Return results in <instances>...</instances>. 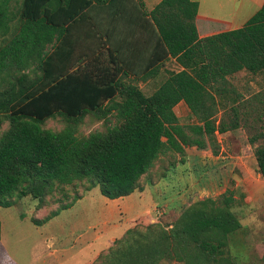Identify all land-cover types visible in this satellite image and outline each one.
<instances>
[{
	"label": "trees",
	"instance_id": "trees-1",
	"mask_svg": "<svg viewBox=\"0 0 264 264\" xmlns=\"http://www.w3.org/2000/svg\"><path fill=\"white\" fill-rule=\"evenodd\" d=\"M17 1L16 13L12 3ZM92 3L0 0V37L4 38L0 81L6 83L0 90V126L8 121L7 130L0 135L2 207L27 195L43 198L55 186L82 179L90 187L98 186L102 196L115 199L141 190L139 178L166 151L182 153L192 146L216 155V133L234 129L239 122L236 97L232 104H224L234 92L229 77L241 70L249 74L264 71V1L242 26L199 37L195 23L198 2L193 0H160L145 12L156 29L160 57L174 58L180 66L168 71L151 94L146 95L136 84L112 81L111 72L99 63L101 75H94L89 64L69 70L67 55L58 52L64 26L84 18ZM30 65L41 71L33 80L25 74ZM180 101L194 122H178L174 106ZM228 106L234 118L227 125L224 115L218 113ZM113 111L119 125L84 138L77 137L71 125L56 132L41 126L57 115L75 123L88 113L104 117ZM258 115L259 127L248 141L260 142L254 155L264 180V108ZM234 202L232 191L226 190L184 208L170 228L158 222L129 228L92 264H159L166 260L231 264L225 249L227 238L241 227L231 210Z\"/></svg>",
	"mask_w": 264,
	"mask_h": 264
},
{
	"label": "rangeland",
	"instance_id": "rangeland-1",
	"mask_svg": "<svg viewBox=\"0 0 264 264\" xmlns=\"http://www.w3.org/2000/svg\"><path fill=\"white\" fill-rule=\"evenodd\" d=\"M200 2L202 9H212L224 15L231 12L226 0ZM243 2L245 0H235L233 11L240 19L249 14L243 13L246 4L238 6ZM12 4L16 12L19 1ZM3 41L4 38L0 37V45ZM83 63L81 61L80 66ZM171 65L166 64V74L155 79L153 85H143L140 89L146 95L151 94L168 76V71H174ZM10 72L16 71L10 68ZM40 73L35 65H30L25 71L30 80ZM228 81L234 92L227 95L224 104H232L236 97L239 122L234 129L216 133V155L210 149L192 146H186L182 153L166 151L139 178L137 185L141 190L135 189L131 194L114 200L102 196L98 186L90 187L86 179L55 186L43 198L31 195L14 198L12 206H0V264H60L58 260L48 258L50 251L61 247L70 249L76 237H92L99 233V240L85 245L79 256L81 260L102 248L108 237L115 238L110 245L115 246L129 228H143L156 222L170 228L184 208L205 197H218L226 190L233 193L235 202L231 210L241 223V227L227 238L225 249L231 264H264V180L258 172L254 155L255 146L260 142L250 144L248 141L259 127L260 121L256 119L260 109L264 108V71L249 74L241 70L231 75ZM5 86L6 83L0 81V90ZM174 112L180 124L194 122L185 103H177ZM222 114L227 125L232 122L234 111L229 106L220 110L218 116ZM120 122L113 111L104 117L88 113L75 123L57 115L44 120L41 126L56 132L71 125L75 135L84 138L92 132H105ZM7 128L8 121L5 120L0 126V135ZM63 205L70 206L60 210ZM56 210H60L57 215L35 224ZM107 250L102 249L97 257ZM74 262L64 260L61 264H77ZM159 264L182 263L166 260Z\"/></svg>",
	"mask_w": 264,
	"mask_h": 264
},
{
	"label": "crops",
	"instance_id": "crops-1",
	"mask_svg": "<svg viewBox=\"0 0 264 264\" xmlns=\"http://www.w3.org/2000/svg\"><path fill=\"white\" fill-rule=\"evenodd\" d=\"M193 1L198 2L195 23L199 37H203L242 26L264 0H245L239 3L240 7L246 4L243 13H249L243 19L236 15V11V14H233L235 0H226L231 9L226 15L214 12L212 9H202L200 0ZM158 2L160 0H105L104 3H97L93 0V3L87 7L84 18H76L64 26L63 41L59 44L58 52L67 55L69 70L76 69L81 61H84L83 65L89 64L94 75L96 73L101 75L99 63L111 72L108 77L112 81H123L142 87L153 85L159 76L162 78V74L167 72V63L172 64L174 71L180 69L174 58L160 57L161 50L156 29L150 16L145 15V12H149ZM46 49L50 51L51 45ZM182 103L184 102L180 101L178 104ZM92 227L93 225L89 226ZM100 238L99 233H95L92 237L78 236L70 249L61 247L50 251L47 256L58 260L60 264L64 260L76 261L74 263L77 264H92L97 254L102 249L108 248L115 239L106 238L102 248L96 249L80 260L79 256L84 251L85 245ZM7 258L9 261V257Z\"/></svg>",
	"mask_w": 264,
	"mask_h": 264
}]
</instances>
